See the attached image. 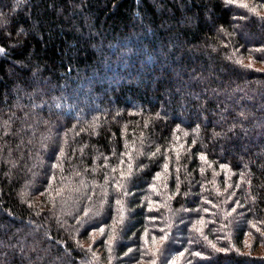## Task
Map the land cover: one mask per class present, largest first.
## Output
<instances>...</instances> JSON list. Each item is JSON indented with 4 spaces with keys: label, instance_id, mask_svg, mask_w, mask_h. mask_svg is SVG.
<instances>
[{
    "label": "trees",
    "instance_id": "obj_1",
    "mask_svg": "<svg viewBox=\"0 0 264 264\" xmlns=\"http://www.w3.org/2000/svg\"><path fill=\"white\" fill-rule=\"evenodd\" d=\"M0 264H264V0H0Z\"/></svg>",
    "mask_w": 264,
    "mask_h": 264
}]
</instances>
